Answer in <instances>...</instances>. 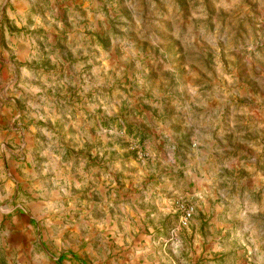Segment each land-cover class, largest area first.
I'll list each match as a JSON object with an SVG mask.
<instances>
[{"label":"rangeland","instance_id":"rangeland-1","mask_svg":"<svg viewBox=\"0 0 264 264\" xmlns=\"http://www.w3.org/2000/svg\"><path fill=\"white\" fill-rule=\"evenodd\" d=\"M197 249L264 264V0H0V264Z\"/></svg>","mask_w":264,"mask_h":264},{"label":"crops","instance_id":"crops-1","mask_svg":"<svg viewBox=\"0 0 264 264\" xmlns=\"http://www.w3.org/2000/svg\"><path fill=\"white\" fill-rule=\"evenodd\" d=\"M125 211V209L123 208V212ZM124 218V220H125V223L127 224V230H131L132 229V226L130 225V222H131V220H130V217H129V215H128V213H125V216L123 217ZM117 220H118V218H117ZM124 235H126V231H123V233H121L120 234V236L121 237H123L122 239H121V243L122 244H125L126 243V239H127V241H128V247L130 246V249H128L127 251H125L126 253L128 252H131L132 254L134 253V251H135V248L137 249L138 248V245H137V241H134V242H132L133 240H134V238H135V236H134V234H130V237H124ZM149 238H150V241L152 240V235H150L149 236ZM29 239H31V238H29ZM118 239V238H117ZM36 240H39V242L42 240V238L41 237H39L38 239H36ZM132 240V241H131ZM3 246H5V243L3 244ZM10 246V245H9ZM125 247V246H124ZM44 249H45V247H43L42 248V250H41V253L44 255ZM207 251H211V250H206V252ZM139 251L137 250V253H138ZM47 253H49L48 251H47ZM50 254V253H49ZM51 256H53L52 254H50ZM204 255V257L206 256V257H211V254H209V255H207V253L206 254H203ZM136 256H138V255H136ZM135 256V257H136ZM54 258H56L57 260L59 259V257H57V256H53ZM201 253L198 251V249H197V251H191L187 256H186V260H185V263L184 264H198V262L199 263H201L202 261H201ZM132 261H134V260H132ZM206 261V260H205ZM212 264V262H209V264Z\"/></svg>","mask_w":264,"mask_h":264},{"label":"built area","instance_id":"built-area-1","mask_svg":"<svg viewBox=\"0 0 264 264\" xmlns=\"http://www.w3.org/2000/svg\"><path fill=\"white\" fill-rule=\"evenodd\" d=\"M178 210L181 212L182 217L181 221L183 225H187L189 220L193 217L195 213V207L194 205L187 203V202H178Z\"/></svg>","mask_w":264,"mask_h":264}]
</instances>
